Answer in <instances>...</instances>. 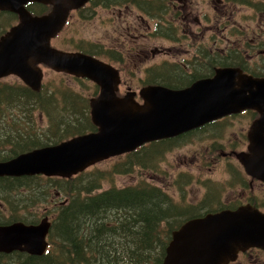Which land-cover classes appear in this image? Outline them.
Here are the masks:
<instances>
[{"label":"water","instance_id":"1","mask_svg":"<svg viewBox=\"0 0 264 264\" xmlns=\"http://www.w3.org/2000/svg\"><path fill=\"white\" fill-rule=\"evenodd\" d=\"M89 0H0V10L18 15L19 22L0 37V79L18 76L31 89L42 87L41 65L87 78L99 85L90 99L95 132L74 136L0 161V176L45 175L72 177L112 156L131 152L145 143L178 136L220 118L254 110L247 151L236 153L245 171L264 181V76L225 67L210 78L174 89L149 85L118 96L119 71L94 56L53 47L51 40L64 27L71 10ZM30 2L51 6L34 15ZM51 227L48 217L38 224H0V252H46ZM264 243V215L245 206L186 221L172 234L162 264H223L229 254Z\"/></svg>","mask_w":264,"mask_h":264},{"label":"rangeland","instance_id":"2","mask_svg":"<svg viewBox=\"0 0 264 264\" xmlns=\"http://www.w3.org/2000/svg\"><path fill=\"white\" fill-rule=\"evenodd\" d=\"M125 1L133 3L131 12H127L125 15H127L129 22H134L135 24L127 23L128 21H125V16H119V12L124 10L125 4L113 7H111L113 4H109L108 6L100 4L95 8L90 7L94 10V13L91 15L89 13H92V11H84L72 15L71 24L61 33L58 39L53 40V44L57 48L68 51H75V45L89 41L92 47L97 45L100 48L94 49L95 51L102 50L103 54H114L116 57H123V62L121 61L116 64L122 68V78L126 81V84L121 87L119 92L122 96L128 92L127 85H130L134 90H139L142 87L139 79L145 76L146 71L150 72L148 75L149 81L154 79L155 82L167 81L161 79L163 72L168 76L170 73L165 72V68L163 69L162 66L159 67L156 64H169L171 69H175V72H183L181 61H187L185 60V56L187 55L173 57L156 54L153 56L151 51H145L144 47H139L138 49L145 51L147 57L143 58L144 55L141 53L139 54L140 57L137 58L129 57L127 54V48L131 47V42L129 43L131 38L126 28L128 25H134V27L145 25L139 17L141 14L143 15L142 18H145L150 26L149 35L151 38L148 37L150 45L178 46L180 41H176L183 34L181 27L177 26L176 23L177 17L181 21L183 15L178 12L176 16L174 13V5L178 0ZM136 4L144 7L145 11L149 9L159 15L156 14L153 15L154 18H150ZM179 4L181 2H177L178 6ZM230 6H233L234 15L233 20L229 23V28H232V25L236 24L245 26L233 28L229 37L231 40L230 44L234 45V47L246 44L247 48H252L254 40L260 42V49H264V18L259 22L260 25L256 19L258 14H262V17L264 15V0H239V2ZM219 7L217 3L211 0H192V3L183 11H191L190 18H193L194 16H199V9L204 12L208 10L209 16L214 17ZM81 14H87L88 17H81ZM199 18L202 19L204 17L199 16ZM156 22H158L159 29L155 33L153 30ZM248 26H254L256 31L248 33L246 31ZM143 30L138 27L137 41H139V44H146V39L141 37ZM132 33L135 32L132 31ZM168 33L173 34L174 37H166ZM241 35H244L243 37L245 38L242 44L233 42V40H236ZM198 41L199 39H197ZM256 54L258 56L253 60V64L245 60L246 66H244L257 72V74L264 75V54ZM165 59H167L168 63H162ZM260 66H263V68H260ZM42 70L44 73L43 84L45 83L44 93L47 95L51 93L57 95L60 93V95L64 96L65 94H62V92L67 91L72 95L75 94L84 99L85 104H88L90 97L95 96L98 92L97 85L87 78H77L72 74L58 72L45 66H42ZM192 70V65H190L188 72ZM144 79H146V76ZM0 84L21 86L24 85V82L16 75H9L2 78ZM58 103L56 112L52 113L54 122H51L45 112L44 114H39L37 109H35L33 114L31 113L32 118H27L24 108L32 111V99L27 104L24 102L23 105L19 102L14 103V105H4L3 109L4 111H8L9 117H4V120H7L6 122L1 121L3 114L0 117V130H2V133H0V143L6 134H11L13 131L14 134L24 131L16 125V121L22 125H25L28 121L34 129H37L38 136H45L51 132L65 134L75 130L74 127L79 123L78 118H83L80 102L59 99ZM49 110L52 111L50 108ZM13 113L19 118H11ZM10 121L13 122V125L9 124ZM250 122L251 116L246 112L241 115H234L211 126L212 137L207 138V135L200 133L191 134L180 144L173 143L169 146L166 143L157 144L155 148L161 150L148 161L150 164L147 167L135 164L133 162L135 158L131 157L130 153H127L104 159L88 167L84 171L85 174L81 176L88 180L99 173H103L105 179L102 182V188L98 191L105 190L111 186L122 188L147 183L160 188L176 206L183 205L185 207L189 203H195L203 207L208 201L207 195L213 187V195L218 194L219 188L218 198L220 199L222 196L235 194L237 192L235 189L242 186V179L245 178L243 175H239L241 173V165L236 158L231 156V151L245 150L247 148V130ZM12 146L9 143L0 144V158ZM166 147L171 149L166 150ZM130 166H132V170L127 171ZM119 171L126 172L121 173ZM40 179L37 186L19 188L13 193L7 191L5 187L0 189V221L22 218L31 224H38L45 217H48L50 220L56 217L59 207L62 206V202L67 200V195L62 189L67 185L66 180L62 177L53 176L51 178L42 175ZM247 181L248 178L245 183ZM259 190L260 188L257 189V192ZM156 251H159V248ZM157 257L158 255H156ZM261 258L264 257L261 256ZM145 264H155V259H150Z\"/></svg>","mask_w":264,"mask_h":264},{"label":"trees","instance_id":"3","mask_svg":"<svg viewBox=\"0 0 264 264\" xmlns=\"http://www.w3.org/2000/svg\"><path fill=\"white\" fill-rule=\"evenodd\" d=\"M92 6L119 3L121 0H93ZM94 3V4H93ZM27 9L34 15H42L50 11L51 6L38 2H31L26 5ZM90 10V6L88 7ZM4 19V20H3ZM19 21L17 14L0 11V37L7 32L9 27ZM75 49L91 55L97 54L91 45L82 47L75 45ZM245 68V66L243 67ZM246 69V68H245ZM261 75V74H256ZM196 78H199L197 76ZM151 83L164 84L163 82ZM45 83L39 91H35L24 85L0 84V117H9L8 111H4L6 104L14 105L19 102L23 105L32 99L33 105L30 109L24 108L27 118H32L31 113L37 109L39 114L44 112L54 122L53 112H56L59 99L63 101L80 102L81 114L83 118H78L79 123L75 130L62 134L51 132L45 136H38L37 129L27 123L22 125L16 121V125L24 131L14 134H6L1 143L13 145L0 160H8L21 153L35 148L60 143L79 134L90 131H97L90 115V102L85 104V100L77 95H72L63 91L60 95L44 93ZM171 86V85H170ZM91 98V97H90ZM55 105V107H53ZM48 106V107H47ZM49 108L52 110L50 111ZM253 120L256 112L249 110L246 112ZM59 114V113H58ZM11 118L18 119L16 114ZM13 121V119H11ZM20 121V120H19ZM8 123V122H7ZM13 122H9L10 125ZM67 131V130H66ZM185 137V139H187ZM179 143L178 141L169 143ZM158 142L152 143L148 148L142 146L141 149L130 153L135 159L133 162L139 166L147 167L153 155H157ZM171 148H167L169 150ZM133 164V163H131ZM132 166L129 167L131 171ZM125 173L126 171H119ZM81 172L75 176L64 178L67 185L63 191L67 195V200L62 202L56 217L51 220V227L48 233L49 248L42 255H32L24 252H13L11 254L0 253V263L2 264H145L150 259H155L156 255L164 253L165 246L170 234L165 232L164 226L175 227L180 220L175 218L174 213L180 206L173 204L169 196L160 188L150 184L139 186L116 187L111 186L105 190L102 182L105 179L103 173L97 174L91 179H84ZM82 175V176H81ZM41 175L27 176H0V189L5 187L7 191L13 193L19 188H30L37 186ZM52 178V177H51ZM194 208H186L193 210ZM24 221L22 218H12L0 221V224H11L13 222ZM181 221V220H180ZM164 223V225H163ZM161 238V239H160ZM159 248V251L156 249ZM162 258H156L155 264H160Z\"/></svg>","mask_w":264,"mask_h":264},{"label":"flooded vegetation","instance_id":"4","mask_svg":"<svg viewBox=\"0 0 264 264\" xmlns=\"http://www.w3.org/2000/svg\"><path fill=\"white\" fill-rule=\"evenodd\" d=\"M211 1L214 3H217L220 7L217 8V11H216V14L214 17L209 16L208 10H207V12H204V11H201L199 9V16L204 17L202 19H200L199 16H194L193 18H190V16H191L190 14H192V12L191 11H188V12L183 11L186 9V7L189 4L192 3V0H178L177 2H181V4H179V6L177 5V2L175 3V5H174L175 15L177 16L178 12H180V14L183 15L181 21L178 17L176 20L177 26L179 25L182 29V32H183V34L180 36V38L176 41V42L180 41L178 46L166 47V46H158L156 44L150 45L149 40H148V37L151 38L149 35L150 26L148 25L149 23L146 21V19L142 18V16H143L142 14L139 17L142 20V22L145 23V25H141V26L139 25L138 27L141 29H144L141 32V37L146 39V44H144V43L139 44V41H137V39H138V35H137L138 27L137 26L134 27V25H128V27L126 28V31L129 32L128 34H129V37L131 38L129 40V43L131 42V47L127 48V54L129 57L130 56L133 58L140 57V55H139L140 53L144 55L143 58L147 57V53L145 51H151L153 56L156 54H159V55L164 54L165 56H173V57L180 56V55H187V56H185V60H187V61L186 62L181 61L183 64L181 66L183 72H175V69H171L169 64H160V63L156 64L159 67L162 66L163 69L165 68V70H164L165 72L170 73V75L168 76L163 71H161V72H163L161 79H164V80H167L170 82L163 81L164 84L151 83L149 81V76H148L150 72L146 71V74H145L146 79H144L145 76H143V78L139 79L141 84H142V87L139 90H134L130 85H127L126 87L128 88V91L132 90V91L136 92L135 98L137 101L143 102V99L141 98V96L139 95L138 92L142 88L147 87L149 85H162V86H166V87H170V88H174V89H182V88H186V87L191 86L194 82H196L199 79L213 77L216 74L217 70H219L221 68H225V67L241 68L245 73L252 74V75L257 74V72L252 71L251 69H249L247 67H245L246 69L243 67H244V65L246 66L245 60H247L248 63L253 64V60L258 56L256 53L264 54V49H260V42L259 41L256 42L253 40L252 48H247L246 44H244L242 46H236V47H234V45L230 44L231 40L229 37L231 35V31L233 30V28L234 27H238V28L245 27L241 24H236V25H232V28H229V23L233 20V15H234L233 6H230V5L239 2V0H211ZM243 1H245V0H243ZM92 2H94V1L89 0L82 7L74 9L70 12L68 19H67L62 31H60L52 39L51 43L53 46H55L53 44V40L58 39L61 36V33L69 26V24H71V16L72 15H74L75 13H80V12H84V11H87V12L92 11V13H89L90 15L94 13V10H92L91 8H90V10H88V7L92 6L91 5ZM120 5H124V7H123L124 10L119 12V16H121V15L125 16L126 17L125 21H128L127 15H125V13L131 12V8L133 7L132 6L133 3L127 2L125 0H121L119 3H114L113 5H111V7L120 6ZM97 6L98 5L92 6V8H95ZM138 7L143 12H145L146 15L150 18H154L153 15L157 14L155 12H152L149 9H147L145 11V8L141 7L140 4ZM157 15H159V14H157ZM80 16L81 17H88L87 14H81ZM263 18H264V15L262 17V14H258L256 16L258 23ZM127 23L135 24L134 22H129V21ZM13 25H15V24H13ZM13 25H11L9 27V29ZM157 25H158V22H156V24L154 26L153 31L155 33L159 29V25H158V27H157ZM259 25H260V23H259ZM132 31H134L135 33H132ZM246 31L248 33H250V32L254 33L256 31V28L254 26L253 27L248 26L246 28ZM243 36L244 35L238 36L236 38V40H233V42H238V44H242L244 42V39H245ZM166 37L173 38L174 36H173V34L168 33ZM197 39H199L198 42H197ZM78 45H81L82 47L87 48L86 46L91 45V44L89 43V41H87V42H83V43L78 44ZM55 47H57V46H55ZM139 47H144L145 51L139 50L138 49ZM93 48L95 50L100 49L97 45H95ZM64 51H68V50H64ZM75 51L91 55L89 53L81 51L80 49H75ZM95 52L97 54L91 55V56H94V57H96V58H98V59H100L106 63L111 64L113 67H115L119 71L120 83L118 85L119 88H118L117 94H118V96H122L119 94V92H120L121 87L124 84H126V81H124V79L122 78V72H121L122 68L118 67L116 64L118 62H121V61L123 62V57H120V56L116 57L114 54H109V55L103 54L102 50L95 51ZM104 58H107V59L104 60ZM236 62H238V63H236ZM239 62L243 65H241ZM162 63H168L167 59L162 61ZM190 65H192L193 70L191 72L190 71L188 72V68L190 67ZM43 66H45V65H43ZM45 67H48V66H45ZM155 68H157V67H155ZM155 68H152V69H155ZM260 68H263V66H260ZM197 76H199V78H196ZM77 78L85 79L83 77H77ZM171 81H173V82H171ZM94 84H96V83L94 82ZM97 87H99V85H97ZM99 90L100 89L98 88V92H99ZM98 92H97V94H98ZM244 113H245V111L243 112V114ZM229 117H232V116H226V117H223L219 120L206 123L202 127H199L197 129H192L190 131H187V132L182 133V134L175 136V137H170V138H166V139L156 140V141H153L150 143H145L143 146L148 148L154 142L163 143L164 141H167L169 143L178 141L180 144L181 142L184 141L185 137H187L191 134H199L200 133V134L207 135V138L212 137L213 133L210 131V127L221 122V121H223V120H225V119H227V118H229ZM252 121L253 120L251 119L250 125H251ZM250 125H249V128H250ZM249 128H248V130H249ZM248 130H247V133H248ZM0 133H2V130H0ZM248 144H249V141H248V137H247V148L245 150H233V151H231L232 152L231 156L236 158V160H238L236 157V153L240 152V151H247ZM159 150H161V149L157 150V154L159 153L158 152ZM130 153H132V152H130ZM125 154H127V153H125ZM118 156H120V155H118ZM111 158H113V157H111ZM0 161H2V160H0ZM240 165H241V173L239 175L240 176L243 175V177L245 179H242V182H243V183H241L242 186H239V188L235 189V191H237L235 194L225 195V196L220 197V199H219L218 198L219 197V188H218V194L213 195V188H214L213 187L209 191V193L207 195L208 201L206 202V204L203 207H201L200 204L189 203L185 207H183V205H181L180 209L174 213L175 218L179 217V219L181 221L180 220L175 221V223L179 222L175 227H172V228H168L167 226L163 227V229H165V232L170 234V239H168V241H167L164 253L162 251L161 255H159L157 257V258H162V261L160 262V264L163 263L164 257L166 255V247L169 245L170 241L172 240L173 232L178 230L186 221H188L190 219L202 218V217H205L209 214H216V213H219L221 211H226V210L236 211V210L243 208L245 206L248 207V211L254 209V210L259 211L262 215H264V182L257 179V178L251 177L245 171V168L241 162H240ZM247 178H248V181H247V183H245ZM258 188H260L259 192H257ZM212 196H216V197H212ZM180 203H182V202L180 201ZM186 208H194V209L193 210H186ZM13 252H16V251H13ZM13 252H11V253H13ZM18 252H20V251H18ZM11 253H9V254H11ZM24 253H26V252H24ZM155 256H156V253H155ZM261 256L264 257V243L259 244V245H249L248 247H246L244 249H239L235 253L229 254V259L227 261H225L223 264H264V258H261ZM155 263H156V258H155Z\"/></svg>","mask_w":264,"mask_h":264},{"label":"bare ground","instance_id":"5","mask_svg":"<svg viewBox=\"0 0 264 264\" xmlns=\"http://www.w3.org/2000/svg\"><path fill=\"white\" fill-rule=\"evenodd\" d=\"M72 11V10H71ZM260 180V179H259ZM261 181H263V180H261ZM264 182V181H263ZM161 239V238H160ZM160 250V249H159ZM0 253H2V252H0Z\"/></svg>","mask_w":264,"mask_h":264}]
</instances>
